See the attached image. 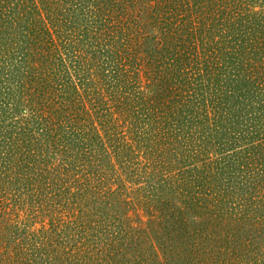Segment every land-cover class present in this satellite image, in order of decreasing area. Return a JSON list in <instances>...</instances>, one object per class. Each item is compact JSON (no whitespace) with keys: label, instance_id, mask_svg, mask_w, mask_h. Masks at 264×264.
Returning a JSON list of instances; mask_svg holds the SVG:
<instances>
[{"label":"trees","instance_id":"16d2710c","mask_svg":"<svg viewBox=\"0 0 264 264\" xmlns=\"http://www.w3.org/2000/svg\"><path fill=\"white\" fill-rule=\"evenodd\" d=\"M42 1L0 0V264H113L133 227L101 188L117 183L106 152L145 179L177 149L178 167L196 172L207 158L198 138L218 143L213 172L245 186L264 217V0H162L174 7H150L146 27L167 35L143 29L136 0H62L69 9L45 16ZM89 106L110 116L101 130ZM150 188L140 203L155 202Z\"/></svg>","mask_w":264,"mask_h":264},{"label":"rangeland","instance_id":"374dc122","mask_svg":"<svg viewBox=\"0 0 264 264\" xmlns=\"http://www.w3.org/2000/svg\"><path fill=\"white\" fill-rule=\"evenodd\" d=\"M108 1L100 0L101 6L105 7ZM181 2L182 0L177 3L176 0L175 4L178 5ZM150 3L152 4L150 5ZM165 3H167L166 0ZM165 3L162 0H136V3L132 5L133 8L129 9L130 14L137 13L138 20L145 27L143 29L150 32V28L146 27L149 25V21L153 22L150 18L154 15L150 10L153 8L155 14L158 12L166 14L174 6H166ZM64 4L68 9L70 8L62 0H43L33 5H37L39 11L45 16L50 5L58 8ZM124 4L127 7L130 5L127 0L117 1L119 6L124 7ZM160 9H164L165 12ZM152 31H155L150 32L154 35L162 33L158 28L152 29ZM162 35L167 34L163 32ZM23 44L19 43V45ZM148 44L154 50V46H157L158 42L154 43L153 39H150ZM144 80L146 83V77ZM58 106L60 105L58 104ZM89 109L95 124H97L95 127L101 130L98 126L101 122L109 120L110 116L105 112L101 114L95 112L91 106ZM114 117L124 123V120L120 119L117 114L113 115ZM90 122L88 120V126L91 128L93 126ZM186 132L187 130L183 129L182 142H191L192 139L186 135ZM198 141L201 142L200 148L201 145L204 146L201 152L206 149V152L204 150L203 153L207 158L199 161L197 165L192 162L188 169L197 166L200 171L205 169L206 172H209L208 175L201 174L202 181L197 175L199 170H197L198 172H189V170L178 167L177 153L179 149L174 153L173 151L168 153L169 167H165L159 171L161 174L155 176L153 175L157 172L153 169V174L145 179L140 178L139 170L136 173L120 170L119 167L117 170L116 165L109 160V153H105L106 164L103 173L109 178L110 173L106 169L108 166L110 168L113 166L114 169L111 172L117 171L115 177L117 185L108 184L105 181L106 184L101 188L108 189L109 204L113 205L112 214H115L116 219L124 220L125 225L128 222L129 227H133L132 235L118 243V247L113 250L117 253L114 256V262L117 263L113 262V264H255L258 259H264V217L260 214V210L256 213L255 206L257 205L254 203V199L258 198L252 199L248 189L245 190V186L232 187L221 176V171L213 172L214 162L212 161L216 154L212 151L215 152V149L217 152L219 151L218 143L216 147L210 148L205 143L206 141L199 138ZM59 158L60 155L57 156L60 162L61 158L60 160ZM97 166H99L98 162H85L87 172L97 174ZM78 176L80 175L78 174ZM193 179L202 183L199 188L187 186V181ZM149 185L151 188L153 185H157V188H150V194L153 195L152 200L155 202L144 205L139 202L141 201L139 200L141 198L140 191L144 193L140 189ZM84 190L92 197L91 190ZM74 191L75 189L71 187L68 194ZM91 197L89 198L94 199ZM109 213L111 214V210ZM37 228H41V224H38ZM105 247H107L106 252L112 248L106 245ZM104 252L105 250L102 248L99 258L100 262L103 261L102 263L107 261L105 259L106 252Z\"/></svg>","mask_w":264,"mask_h":264}]
</instances>
